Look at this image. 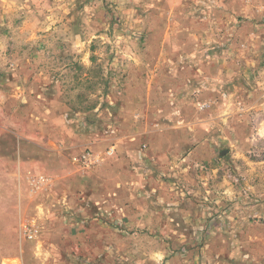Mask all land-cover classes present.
I'll return each instance as SVG.
<instances>
[{
	"label": "rangeland",
	"instance_id": "obj_1",
	"mask_svg": "<svg viewBox=\"0 0 264 264\" xmlns=\"http://www.w3.org/2000/svg\"><path fill=\"white\" fill-rule=\"evenodd\" d=\"M19 90L74 166L4 179L0 127V264H264V0H0Z\"/></svg>",
	"mask_w": 264,
	"mask_h": 264
},
{
	"label": "crops",
	"instance_id": "obj_2",
	"mask_svg": "<svg viewBox=\"0 0 264 264\" xmlns=\"http://www.w3.org/2000/svg\"><path fill=\"white\" fill-rule=\"evenodd\" d=\"M20 93L23 90H19ZM16 96L14 97H9L8 101H12L13 106L7 107V121L0 122V127H3L4 130L1 129V131H5V138L12 139L11 144L6 147H1V150H7L5 154H7V157L4 158L5 164L1 167L2 171L1 174L4 177V179H8L9 175L14 177L23 178L25 175H27V170L28 168L25 166L26 162H34V160L38 159V164L43 162L42 164L44 166H53L54 172L52 174H56L58 178L60 179L61 177L67 175V170H71L72 166H74V163L70 160V157L74 154V145L73 144H67V145H60L57 146L55 149H47L46 147H39V144L34 145L33 150H31L29 147V142L22 143V133L18 131V133H15L14 127V116L17 115H23L25 113V107L24 104L27 103L30 99L27 98L26 96L23 95V93L19 94L16 93L14 94ZM6 99L0 100V118H2V115L5 114V112L2 110L3 106L5 105ZM65 108L63 107L62 110ZM69 110V108H67ZM65 110V112H59V114L63 115V113L67 114L69 111ZM52 112V111H51ZM27 113V112H26ZM58 114V113H57ZM58 114V115H59ZM52 115L54 117V112H52ZM2 123H5L2 125ZM0 131V132H1ZM3 134L0 136V139H2ZM36 149V150H35ZM0 150V151H1ZM31 150V151H30ZM35 151V152H33ZM30 153V154H29ZM3 154V155H5ZM2 155V156H3ZM49 156V157H48ZM17 157V169L12 167L13 165L10 164L11 158L15 160ZM48 157V159H47ZM71 165V166H70ZM29 166V165H28ZM41 166V165H39ZM46 168V167H44Z\"/></svg>",
	"mask_w": 264,
	"mask_h": 264
},
{
	"label": "bare ground",
	"instance_id": "obj_3",
	"mask_svg": "<svg viewBox=\"0 0 264 264\" xmlns=\"http://www.w3.org/2000/svg\"><path fill=\"white\" fill-rule=\"evenodd\" d=\"M4 264H22L21 262H14V261H11V260H6L5 262H4Z\"/></svg>",
	"mask_w": 264,
	"mask_h": 264
},
{
	"label": "built area",
	"instance_id": "obj_4",
	"mask_svg": "<svg viewBox=\"0 0 264 264\" xmlns=\"http://www.w3.org/2000/svg\"><path fill=\"white\" fill-rule=\"evenodd\" d=\"M83 157H84V159H87V155H84Z\"/></svg>",
	"mask_w": 264,
	"mask_h": 264
}]
</instances>
